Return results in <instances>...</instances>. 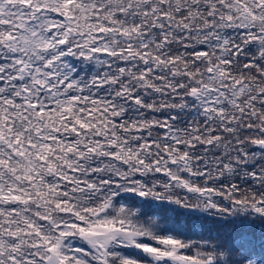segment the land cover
<instances>
[{"label": "snow or ice", "instance_id": "6c2138e0", "mask_svg": "<svg viewBox=\"0 0 264 264\" xmlns=\"http://www.w3.org/2000/svg\"><path fill=\"white\" fill-rule=\"evenodd\" d=\"M0 264H264V0H0Z\"/></svg>", "mask_w": 264, "mask_h": 264}]
</instances>
